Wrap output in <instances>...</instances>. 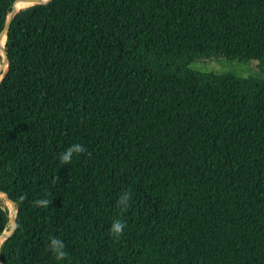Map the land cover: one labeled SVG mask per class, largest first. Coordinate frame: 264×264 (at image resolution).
Segmentation results:
<instances>
[{
  "label": "trees",
  "instance_id": "trees-1",
  "mask_svg": "<svg viewBox=\"0 0 264 264\" xmlns=\"http://www.w3.org/2000/svg\"><path fill=\"white\" fill-rule=\"evenodd\" d=\"M5 48L4 264H264V81L190 68L264 74V0H53L20 9Z\"/></svg>",
  "mask_w": 264,
  "mask_h": 264
},
{
  "label": "rangeland",
  "instance_id": "rangeland-1",
  "mask_svg": "<svg viewBox=\"0 0 264 264\" xmlns=\"http://www.w3.org/2000/svg\"><path fill=\"white\" fill-rule=\"evenodd\" d=\"M0 67H2V64ZM190 68L195 71H199L207 74H217V75L233 74L240 78L252 77L260 81H264V74L261 73L260 70L258 69L257 63L241 64L237 62L229 63L226 61H211V62L197 61L192 65H190ZM5 71L6 69H3L1 71L0 81ZM7 204L11 209V205L8 201ZM10 231L11 230H8L7 232ZM1 243L2 242H0V245Z\"/></svg>",
  "mask_w": 264,
  "mask_h": 264
},
{
  "label": "clouds",
  "instance_id": "clouds-1",
  "mask_svg": "<svg viewBox=\"0 0 264 264\" xmlns=\"http://www.w3.org/2000/svg\"><path fill=\"white\" fill-rule=\"evenodd\" d=\"M85 151L86 149L84 148L83 145L74 143L60 154L59 159L62 163L68 164L71 162L74 154H81L84 153ZM129 199H130V195L128 193H124L120 197L119 202L121 205L127 206ZM48 203H49L48 200L37 201V204L39 206H46L48 205ZM124 228L125 225L123 223H121L120 221H115L112 224L111 231L115 233L117 236H119L123 232ZM49 248L50 251L54 254L57 261H63L65 259L66 256V252L64 250L65 245L60 239L52 238L50 240Z\"/></svg>",
  "mask_w": 264,
  "mask_h": 264
},
{
  "label": "water",
  "instance_id": "water-1",
  "mask_svg": "<svg viewBox=\"0 0 264 264\" xmlns=\"http://www.w3.org/2000/svg\"><path fill=\"white\" fill-rule=\"evenodd\" d=\"M18 1H20V0H18ZM23 1L28 2L31 5H46V4H49L50 2H52L53 0H23ZM16 3L14 5L13 11L10 13V15L7 19V22H6L4 29L0 33V39L3 37V35H6V33L8 32V30L11 27L12 21L16 15V13L19 11L16 9ZM1 51L3 52V63H2V67H0V73L3 69H6V71H7L9 68V58H8L6 48H5V46H1V44H0V52ZM0 196H3L9 203H11L10 211H11V213H13V216L11 215L12 216V226H13L12 230L8 234L4 232L2 235H0V239H2V242H4L5 240H7L11 235H13L17 231V227H18L17 213L18 212H17V208H16L15 203L6 194L0 193ZM0 264H4L1 260V258H0Z\"/></svg>",
  "mask_w": 264,
  "mask_h": 264
},
{
  "label": "bare ground",
  "instance_id": "bare-ground-1",
  "mask_svg": "<svg viewBox=\"0 0 264 264\" xmlns=\"http://www.w3.org/2000/svg\"><path fill=\"white\" fill-rule=\"evenodd\" d=\"M19 4H21V5H19ZM29 5H31V4L28 3V2L19 1V2L16 3V9L20 10L22 8H25V7L29 6ZM0 44H1V46H5V44H6V35H3V37L0 39ZM1 55L3 56V52L2 51H1ZM10 205H11V203H10ZM11 215L13 216V213H11ZM6 233L8 234L9 232L6 231ZM0 242H2V239H0Z\"/></svg>",
  "mask_w": 264,
  "mask_h": 264
}]
</instances>
